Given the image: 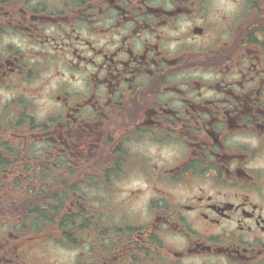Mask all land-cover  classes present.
I'll return each instance as SVG.
<instances>
[{"label": "flooded vegetation", "instance_id": "flooded-vegetation-1", "mask_svg": "<svg viewBox=\"0 0 264 264\" xmlns=\"http://www.w3.org/2000/svg\"><path fill=\"white\" fill-rule=\"evenodd\" d=\"M0 264H264V0H0Z\"/></svg>", "mask_w": 264, "mask_h": 264}]
</instances>
